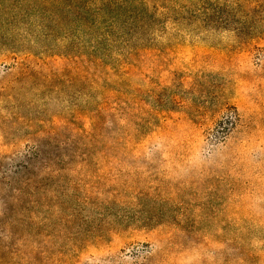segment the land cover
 <instances>
[{
	"label": "rangeland",
	"instance_id": "rangeland-1",
	"mask_svg": "<svg viewBox=\"0 0 264 264\" xmlns=\"http://www.w3.org/2000/svg\"><path fill=\"white\" fill-rule=\"evenodd\" d=\"M0 264H264V0H0Z\"/></svg>",
	"mask_w": 264,
	"mask_h": 264
}]
</instances>
